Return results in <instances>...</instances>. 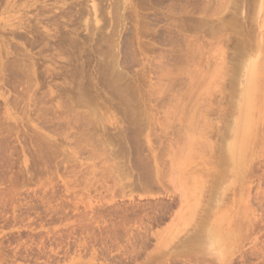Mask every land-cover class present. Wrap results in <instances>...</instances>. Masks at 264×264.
I'll use <instances>...</instances> for the list:
<instances>
[{
	"label": "rangeland",
	"instance_id": "1",
	"mask_svg": "<svg viewBox=\"0 0 264 264\" xmlns=\"http://www.w3.org/2000/svg\"><path fill=\"white\" fill-rule=\"evenodd\" d=\"M221 1L38 0L0 11V264H264V0ZM24 21L41 34L33 46L12 33ZM251 64L252 131L234 158ZM98 65L136 94L104 89Z\"/></svg>",
	"mask_w": 264,
	"mask_h": 264
},
{
	"label": "bare ground",
	"instance_id": "2",
	"mask_svg": "<svg viewBox=\"0 0 264 264\" xmlns=\"http://www.w3.org/2000/svg\"><path fill=\"white\" fill-rule=\"evenodd\" d=\"M37 1H38V0H27V1H23V0H6V2H5V4H4L3 7H1V5L3 4V2H2V4H1V2H0V11H1V13H3V12H6V13H12V12H13V13L16 14V13H18L19 11H20V12H23V13H26L27 10H28L30 7H32V5H34ZM183 1L185 2V0H183ZM222 1H223V0H222ZM222 1H221V2H222ZM227 1H228V0H227ZM247 1H248V0H247ZM191 2H192V1H191ZM197 2H198V1H197ZM199 2H200V1H199ZM240 2H241V1H240ZM208 3H209V2H208ZM208 3H207V4H208ZM228 3H229V2H228ZM234 3H235V2H234ZM196 4H197V3H196ZM204 4H205V2H204ZM222 4H223V2H222ZM219 5H220V4H219ZM231 5H232V4H231ZM176 6H177V5H176ZM181 6H182V5H181ZM214 6H215V5H214ZM216 6H218V5H216ZM226 6H227V5H226ZM234 6H235V5H234ZM172 7H173V6H172ZM199 7H201V6H199ZM202 7H203V6H202ZM218 7L220 8V6H218ZM232 7H233V6H232ZM44 8H45V7H44ZM183 8H184V7H183ZM226 8H227V7H226ZM235 8H236V7H235ZM202 9H203V8H202ZM49 10H50V9H49ZM200 10H201V9H200ZM217 10H218V9H217ZM229 10H230V9H229ZM231 10H232V9H231ZM47 11H48V10H47ZM219 11H220V10H219ZM29 12H30V11H29ZM29 12H28V13H29ZM38 12H39V11H38ZM48 12H50V11H48ZM205 12H206V11H205ZM213 12H214V11H213ZM197 13L199 14V12H197ZM209 13H210V12H209ZM230 13H231V12H230ZM232 13H233V12H232ZM235 13H236V12H235ZM235 13H234V14H235ZM240 13H241V12H240ZM37 14H38V13H37ZM37 14H36V15H37ZM217 14H218V13H217ZM16 15H17V14H16ZM232 15H233V14H232ZM235 15H236V14H235ZM23 16H24V15H23ZM23 16H21V17L23 18ZM25 16H26V14H25ZM37 16H38V15H37ZM204 16H205V15H204ZM225 16H226V15H225ZM229 16H231V14H230ZM247 16H248V15H247ZM251 16H252V15H251ZM18 17H19V16H18ZM210 17H212V16H210ZM27 18H28V17H27ZM48 18H50V17H48ZM184 18H185V17H184ZM212 18H213V17H212ZM214 18H215V17H214ZM221 18H222V17H221ZM226 18H227V17H226ZM229 18H230V17H229ZM259 18H260V17H259ZM259 18H258V19H259ZM23 19H24V18H23ZM29 19H30V18H29ZM50 19H51V18H50ZM224 19H225V18H224ZM238 19H239V18H238ZM37 20H38V19H37ZM168 20H169V19H168ZM178 20H179V19H178ZM178 20H177V21H178ZM196 20H197V19H196ZM248 20H249V19H248ZM188 21H189V20H188ZM237 21H238V20H237ZM24 22H25V21H24ZM40 22H41V21H40ZM180 22H181V21H180ZM251 22H252V20H251ZM218 23H219V22H218ZM230 23H231V22H230ZM211 24H212V23H211ZM238 24H239V23H238ZM246 24H247V23H246ZM30 25H31V24H30ZM199 25H201V24L198 23L197 26H196V24H195L194 27L199 28V27H200ZM209 25H210V24H209ZM220 25H221V24H220ZM220 25H219V26H220ZM248 25H249V24H248ZM13 26H14V25H13ZM34 26H35V25H34ZM174 26H175V25H174ZM177 26H178V25H177ZM223 26H224V25H223ZM232 26H233V25H232ZM250 26H251V25H250ZM14 27H16V29H13V30H12V33H13L14 35H16L17 37H19V38H23V39H24V38H27L28 40H29V38H32V36L34 37V38H32L33 41H32L31 43H30V41H29L30 46H33V45H35L36 43H38V41H39V36H38V35H40V37H41V34H40V33L38 34L36 30H34L31 26H29V23L27 24L26 22H25V23L18 22ZM172 27H173V26H172ZM190 27H191V26H190ZM210 27H211V26H210ZM214 27H216V26H214ZM200 28H201V27H200ZM211 28H212V27H211ZM220 29H221V28H220ZM253 29H254V28H253ZM172 30H173V29H172ZM192 30H193V29H192ZM192 30H191V31H192ZM202 30H203V29H202ZM208 30H209V29H208ZM250 30H251V29H250ZM203 31H204V30H203ZM217 31H218V30H217ZM217 31H216V32H217ZM232 31H233V30H232ZM34 32H36V33H34ZM171 32H172V31H171ZM188 32H189V31H188ZM248 32H249V31H248ZM250 32H251V31H250ZM33 33H34V34H38V35H33ZM41 33H42V32H41ZM172 33H173V32H172ZM213 33H214V32H213ZM244 33H245V32H244ZM257 33H258V32H257ZM45 34L47 35V31H45ZM237 34H238V33H237ZM241 34H242V33H241ZM246 34H247V33H246ZM246 34H245V35H246ZM254 34H255V33H254ZM27 35H31V37L28 38ZM55 35H57V33H55ZM55 35H52V37H57V36H55ZM193 35H194V34H193ZM213 35H214V34H213ZM43 36H44V35H43ZM187 36H188V35H187ZM191 36H192V35H191ZM203 36H204V35H203ZM249 36H250V35H249ZM64 37H65V36H64ZM64 37H63V34H61V35H59L58 38H60V40H62V38H64ZM183 38H184V37H183ZM189 38H190V37H189ZM197 38H198V37H197ZM256 38H257V37H256ZM36 39H38V40H36ZM190 39H191V38H190ZM63 40H64V39H63ZM188 40H189V39H188ZM198 40H199V39H198ZM198 40H197V41H198ZM201 40H202V39H201ZM201 40H200V41H201ZM214 40H215V39H214ZM25 41H26V40H25ZM189 41H190V40H189ZM195 41H196V40H195ZM206 41H207V40H206ZM210 41H211V40H210ZM226 41H227V40H226ZM263 41H264V40H263ZM34 42H36V43L34 44ZM59 42H60V41H59ZM214 42H215V41H214ZM214 42H213V43H214ZM238 42H239V41H238ZM198 43H200V42H198ZM205 43H206V42H205ZM205 43H204V44H205ZM25 44H26V43H25ZM185 44H186V42H185ZM196 44H197V43H196ZM196 44H195V46H196ZM209 44H210V43H209ZM224 44H225V43H224ZM205 45H206V44H205ZM216 45H217V44H216ZM218 45H219V44H218ZM187 46H188V43H187ZM239 46H240V45H239ZM198 47H199V46H198ZM215 47H217V46H215ZM230 47H231V46H230ZM232 47H233V46H232ZM194 48L196 49L197 47H194ZM217 48H218V47H217ZM221 48H224V47H221ZM237 48H238V47H237ZM256 48H257V47H256ZM260 48H261V47H260ZM197 49H198V48H197ZM197 49H196V50H197ZM214 49H216V48H214ZM251 49H252V48H251ZM253 49H254V48H253ZM253 49H252V50H253ZM21 50H22V48H21ZM188 50H189V49H188ZM222 50H223V49H222ZM244 50H245V49H244ZM216 51H217V50H216ZM260 51H261V50H260ZM21 52H22V51H21ZM240 53H241V52H240ZM194 54H195V53H194ZM221 54H222V53H221ZM246 54H247V53H246ZM246 54H245V55H246ZM192 55H193V54H192ZM241 55H242V56H241ZM245 55H244L243 53H242V54H239L238 58L240 57V59L242 60V58H243ZM249 55H250V54L248 53V56H249ZM201 56H202V55H201ZM225 56H226V55H225ZM246 56H247V55H246ZM246 56H245V57H246ZM199 57H200V56H199ZM221 57H222V56H221ZM227 57H228V56H227ZM245 57H244V58H245ZM187 58H189V57H187ZM191 58H192V57H191ZM201 58H202V57H201ZM228 58H229V57H228ZM236 58H237V57H236ZM245 59H246V58H245ZM101 60H102V61H99V62L103 63V60H105V59L102 58ZM107 60H108V59H107ZM114 60H116V59L114 58V59L111 60V61L113 62ZM190 60H191V59H190ZM197 60H198V59H196V61H197ZM235 60H236V59H235ZM111 61H110V62H104V64H105V63H106V64H107V63H112ZM114 62H116V61H114ZM114 62H113V63H114ZM185 62H186V60H185ZM230 62H231V61H230ZM240 62H241V61H240ZM187 63H189V62H186V64H187ZM236 63H237V62H236ZM191 64H192V63H191ZM193 64H194V63H193ZM224 64H225V63H224ZM115 65H116V64H115ZM115 65H114V64H112V65L110 64L109 66H107V68L110 67V66H112L113 68H112V67H111V68L114 69V66H115ZM198 65H199V66H198ZM198 65H196V66L201 67L200 64H198ZM239 65H240V63H239ZM239 65H238V66H239ZM77 66H78V65H77ZM77 66H76V67H77ZM189 66H190V64H189ZM191 66H192V65H191ZM95 67H97V69L99 70V65H98V66H95ZM100 67H101V66H100ZM104 67L106 68V66H104ZM186 67H187V66H186ZM219 67H223V66H219V65H218L217 68H218V69H221V68H219ZM79 68H80V67H79ZM102 68H103V67H102ZM111 68H110V70L108 69L109 71H107V76H106V71H105L106 69H105L104 71H100V70H102V69H100V70H99L100 72L97 71V73L100 74V78H98V80H101L102 82H104V80H103L104 78H103V77H106V79H107L108 77L110 78L111 76H108V75L111 74V72H112V71H111V70H112ZM188 68H189V67H188ZM194 68L196 69V67H194ZM230 68H232V67H230ZM186 69H187V68H186ZM186 69H185V70H186ZM189 69H191V68H189ZM199 69H200V68H199ZM218 69H217V70H218ZM222 69H223V68H222ZM255 69H256V68H255V65H254V64H251V65L248 67L247 73H246V75H245L246 77H245V86H244V92H243L244 94H243V97H242L243 100H242V102H241L242 104H241L240 107H239L240 113H239V117H238V119H237V121H236V123H235L234 134H233V135H234V136H233V143H232V145H231V150H230V152H231V154L233 155L234 158L239 157V154H240V148H241L242 144L244 143L245 136L247 135L248 132L251 133V131H252V130H251L252 125H251V121H250V118H249V117L251 116V115H250V112H251V110H252V104H253V93H254L255 88L258 87V82H257V76H256V70H255ZM187 70H188V69H187ZM191 70H193V69H191ZM224 70H225V66H224ZM231 70H232V69H231ZM239 70H240V69H239ZM113 71H115V72H112V73L114 74V78H116L115 80H120L119 78H121V76H122V78H123V75H121V76H116V75H117V72H116L115 69H114ZM117 71H118V70H117ZM193 71H195V70H193ZM196 71H198V69H196ZM196 71H195V72H196ZM215 71H216V70H215ZM219 71H221V70H219ZM219 71H218V72H219ZM226 71H227V70H226ZM74 72H75V71H74ZM109 72H110V73H109ZM199 72L201 73V71H198L197 75L200 74ZM223 72H225V71H222L220 75H219V73L217 74V71L215 72V73L218 75L217 79H218L221 75H222L221 77H225L224 74H223ZM75 73H76V72H75ZM115 73H116V74H115ZM120 73L122 74V72H120ZM185 73H186V72H185ZM53 74H54V73H53ZM55 74H56V73H55ZM71 74L73 75L74 73H71ZM190 74H191V73H190ZM190 74L187 73L186 77H187L188 75H190ZM213 74H214V73H213ZM213 74H212V75H213ZM102 75H105V76L102 77ZM111 75H112V74H111ZM118 75H119V74H118ZM193 75H194V74H193ZM56 76H57V75H56ZM56 76H53V77L56 78ZM58 76H59V74H58ZM87 76H88V75H87ZM51 77H52V75H51ZM53 77H52V78H53ZM74 77H75V75H73V78H72L73 81L75 80ZM76 77H77V75H76ZM76 77H75V78H76ZM118 77H119V78H118ZM190 77L192 78L193 76H190ZM198 77H199V76H198ZM198 77L196 78L197 80H199ZM214 77H215V76H214ZM59 78H60V77H59ZM66 78H68V77H66ZM70 78H71V77H70ZM87 78H88V77H87ZM122 78H121V79H122ZM193 78H194V77H193ZM199 78H200V77H199ZM63 79H65V78H63ZM85 79H86V78H85ZM106 79H105V82H106ZM112 79H113V75H112V78H110L109 80H107V82L109 81L110 83H107V82L105 83V82H104V85H103V86H105L104 89H106V88L109 87V86H110V88L114 87V91H113V89L111 90L110 88H108V89L111 90L113 93H114V92L116 93L115 89H117L119 92H120V90H121V93H120V94H119V92H117V94L115 95L116 97H121V96H123L122 94H124L123 97H125V99H128V101H129V95H128V94L132 93L133 90H134V92H133L132 94H136V93H135V92H136L135 89H133L134 86H133L131 83H128V84L125 83V85H127V89H128V85H129V84L133 86V87L131 86L132 89L129 87V88H130V89H129L130 92L128 93L127 90H126V88H124V89L126 90V92L122 93V92H123L122 89H123V87H125V86H123L124 83L121 82V83H122V89H119V88H118L119 86L116 87V85H118V84L120 85L121 83H117L118 81L114 83V81H113ZM187 79H188V77H187ZM194 79H195V78H194ZM196 79L193 80L194 82H193L192 84H195ZM219 79H220V78H219ZM66 80H67V79H66ZM68 80H69V79H68ZM87 80H88V79H87ZM188 80H189V81H188L189 83L192 82V81H191L192 79H188ZM220 80H222V79H220ZM75 81H76V80H75ZM101 81H100V82H101ZM111 81H113V83H114L113 85H111V84H112ZM190 81H191V82H190ZM102 82H101V83H102ZM127 82H128V81H127ZM196 82H197V83H196L197 85L200 83V82L198 83V81H196ZM71 83H72V82H71ZM86 83H87V82H86ZM86 83H85V84H86ZM89 83H90V82H89ZM89 83H88V84H89ZM116 83H117V84H116ZM73 84H74V83H73ZM83 84H84V83H83ZM98 84H100V83L98 82ZM105 84H107V85H105ZM108 84H109V86H108ZM133 84H134V83H133ZM192 84H190V86H189V84H188V89H190V90L187 89V90H188V93H187V94H189V96H184V97H187V98L189 97V98H190V101H189V98H188V101H189V102L192 101V100H191V99H193L192 96H194V94H192V91L194 90V88H193L194 85H192ZM69 85H71V84H69ZM69 85H68V87H69ZM130 85H129V86H130ZM134 85H135V84H134ZM191 85H192V87H191ZM65 86H67V84H65ZM101 86H102V84H101ZM103 86H102V87H103ZM111 86H112V87H111ZM68 87H66V88H67L66 91L68 90L67 93H68V95H69V93H70L71 91L69 92L70 89H69ZM76 87H77V86H76ZM189 87H191V88H189ZM60 88H61V87H60ZM71 88H72V87H71ZM73 88H74V87H73ZM120 88H121V85H120ZM134 88H135V87H134ZM229 88H230V87H229ZM75 89H76V88H75ZM77 89H78V88H77ZM124 89H123V90H124ZM125 90H124V91H125ZM129 90H128V91H129ZM136 90H137V89H136ZM187 90H186V92H187ZM59 91H60V90H59ZM61 91H62V89H61ZM61 91H60V92H61ZM64 91H65V90H63L62 92H64ZM83 91H85V90H83ZM105 91H106V90H105ZM189 91H190L191 93H190ZM74 92L77 93L76 91H74ZM79 92H82V91L79 90ZM79 92H78V94H79ZM102 92H103V91H102ZM106 92H107V91H106ZM112 92H110V93H112ZM198 92H199V91H198ZM67 93H66V94H65V93H62V94H65V97H67ZM72 93H73V90H72ZM108 93H109V92H108ZM110 93H109V94H110ZM125 93H128V94H126L127 96L125 95ZM238 93H239V92H238ZM80 94H81V96H84V99H85V96L88 97V95H89V93H87L86 91H85L83 94H82V93H80ZM84 94H87V95H84ZM100 94H101V90H100ZM100 94H99V95H100ZM109 94H108V95H109ZM191 94H192V95H191ZM99 95H98V96H99ZM113 95H114V94H113ZM117 95H118V96H117ZM119 95H121V96H119ZM142 95H143V94H142ZM57 96H58V95H57ZM62 96H63V95H62ZM69 96H70V95H69ZM77 96H79V95H77ZM111 96H112V95H111ZM115 96H114V99L116 98ZM132 96L135 97V95H132ZM137 96H138V95H137ZM137 96H136V97H137ZM196 96H197V95H196ZM59 97H61V96L59 95ZM59 97H58V98H59ZM63 97H64V96H63ZM74 97H75V96H74ZM89 97L91 98V102L94 101V99L92 98V95H91V94L89 95ZM126 97H128V98H126ZM197 97H198V99H199V96H197ZM61 98H62V97H61ZM72 98H73V96L70 98L71 101H69V102H70V103H73V102H74L75 104L73 103V105L76 106L77 103H76L75 101H72V100H73ZM76 98H78V97H76ZM79 98H82V102L84 103L83 97H79ZM103 98H104V96H103ZM107 98H108V96H107ZM121 98H122V97H121ZM121 98H117L116 101H118V99L121 101V100H122ZM51 99H53V98H51ZM65 99H67V98H65ZM68 99H69V98H68ZM86 99H87L86 102H88V104H85L84 106L87 105V107H89V104H90L89 101H88L89 98H86ZM137 99H138V98H137ZM76 100H78V99H76ZM89 100H90V99H89ZM108 100H109V99H108ZM143 100H144V99H143ZM63 101H64V104H66V103H65V100H63ZM66 101H67V100H66ZM109 101H110V100H109ZM112 101H113V100H112ZM120 101H118L117 103H120V104H121V103L123 102V101H122V102H120ZM128 101H125V103L128 104V103H129ZM79 102L81 103V100H80V99H79L78 103H79ZM86 102H85V103H86ZM127 102H128V103H127ZM70 103H69V104H70ZM93 103H94V102H93ZM69 104H68V105H69ZM94 104H95V103H94ZM96 104H97V103H96ZM98 104H99V103H98ZM113 104H114V103H113ZM126 104H125V105H126ZM68 105H67V106H68ZM73 105H72V106H73ZM80 105H81V104H80ZM118 105H119V104H118ZM123 105H124V102H123ZM84 106H81V107H84ZM91 106H92V104H90V107H91ZM93 106H94V105H93ZM138 106H140V104H139ZM70 107H71V105H70ZM73 107H74V106H73ZM73 107H72V108H73ZM76 107H78V106H76ZM87 107H86V108H87ZM116 107H117V106H116ZM118 107H119V106H118ZM125 107H126V106H125ZM135 107H137V106H135ZM141 107H142V106H141ZM67 108H68V107H67ZM101 108H103V107H101ZM68 109H70V108H68ZM88 109H90V108H88ZM93 109H94V108H93ZM86 110H87V109H86ZM119 110H120V109H119ZM129 110H130V109H129ZM134 110H135V109H134ZM134 110H133V112H135L137 109H136L135 111H134ZM138 110H139V109H138ZM140 110H141V109H140ZM192 110H193V109H192ZM209 110H210V109H209ZM209 110H207V111H209ZM71 111H72V109H70V112H71ZM76 111H77V110H76ZM76 111H75V109H73V112H75V114H76ZM88 111H89V110H88ZM90 111H96V112H94V113H97V109H96V110H92V109H91ZM131 111H132V110H131ZM143 111H144V110H143ZM210 111H211V110H210ZM73 112H72V114H73ZM137 112H138V111H137ZM88 113H89V114L92 113V115H93L92 118L94 117V119H95V120H93V119L91 118V119H92V123H93V121H98V122H97L98 125H99L100 123H102L101 121H99V119L96 120V118H95V115H96V114L94 115L93 112H88ZM207 113H208V112H207ZM226 113H227V112H226ZM85 114H87V113H85ZM89 114H88V115H89ZM128 114H129V113H128ZM77 115H80V113H78ZM97 115H98V114H97ZM124 115H125V114H124ZM73 116H74V115H73ZM83 116H85V115H83ZM90 116H91V115H89V118H90ZM68 117H69V116H68ZM80 117H81V115H80ZM85 117H87V116H85ZM98 117H99V116H98ZM130 117H132V116H130ZM134 117H135V116H134ZM74 118H75V117H74ZM74 118H73V120H74ZM82 118H83V117H82ZM82 118H79V119H81V120L83 121L84 118H83V119H82ZM89 118H87V120H89ZM71 119H72V118H71ZM91 119H90V120H91ZM125 119H126V118H125ZM87 120H84V121H87ZM100 120H101V118H100ZM133 120H134V118H133ZM69 121H70V119H69ZM71 122H72V121H71ZM71 122H70V123H71ZM75 122H76V121H75ZM79 122H81V121L79 120ZM82 123H83V122H82ZM84 123H85V122H84ZM97 123H94V125L91 124V127H93V126L96 127L95 124L97 125ZM68 124H69V123H68ZM75 124H77V123H75ZM85 124H87V123H85ZM89 124H90V122H88V126H89ZM102 124H103V123H102ZM61 125H62V124H61ZM66 125H67V123H66ZM69 125H70V124H69ZM62 126H63V125H62ZM76 126H79V125H76ZM88 126H87V127H88ZM193 126H194V125H193ZM63 127H65V126H63ZM91 127H90V128H91ZM94 127H93V129L91 128L93 131L95 130ZM88 128H89V127H88ZM98 128H99V127H98ZM98 128H97V130H98ZM103 128H104V127H103ZM59 129H60V128H59ZM91 129H90V131H91ZM61 130H62V129H61ZM97 130H96V131H97ZM102 130H103V129H102ZM63 131H64V130H62V132H63ZM87 131H88V130H87ZM90 131H89V132H90ZM89 132H87V133L89 134ZM91 132H92V131H91ZM80 133H81V132H80ZM87 133H86V132L84 133V131H83L82 134L87 135ZM93 133H95V132H93ZM93 133H92V134H93ZM96 133H97V132H96ZM96 133H95V135H96ZM60 134H61V133H60ZM73 134H74V133H73ZM78 134H79V133H78ZM97 135H98V134H97ZM97 135H96V138H97ZM98 136H99V135H98ZM37 137H38V136H37ZM37 137H36V138H37ZM65 137H66V136H65ZM93 137H95V136H93ZM252 137H253V136H252ZM40 138H41V136L39 137V139H40ZM43 138H44V137H43ZM96 138H95V140H97ZM204 138H205V137H204ZM63 139H64V138H63ZM36 140H37V139H36ZM44 140H45V139H43V141H44ZM102 140H103V139H102ZM104 140H105V139H104ZM193 140H194V139H193ZM202 141H203V140H202ZM204 141H205V140H204ZM40 142H42V140H41ZM61 142H62V141H61ZM61 142H60V143H61ZM87 142H88V141H87ZM100 142H101V141H100ZM102 142H103V141H102ZM104 142H106V144L108 145L107 140H105ZM200 142H201V141H200ZM245 142H246V141H245ZM249 142H250V141H249ZM42 143H44V142H42ZM42 143H41V144H42ZM110 143H111V142H110ZM189 143H190V142H188V144H189ZM47 144H48V143H47ZM49 144H50V143H49ZM93 144H94V143H93ZM100 144H101V143H100ZM221 144H222V143H221ZM109 145H110V144H109ZM109 145H108V146H109ZM189 145H190V144H189ZM189 145H188V146H189ZM194 145H195V144H194ZM196 145H198V144H196ZM200 145H201V144H200ZM200 145H199V146H200ZM41 146H42V145H41ZM45 146H46V140H45ZM48 146H49V147H48ZM48 146H47L48 148H51L50 145H48ZM97 146H98V145H97ZM192 146H193V144H192ZM201 146H202V145H201ZM203 146H204V148H208V147H209V146L207 145V143H206V145L203 144ZM203 146H202V147H203ZM207 146H208V147H207ZM210 146L212 147V145H210ZM47 147H45V148H47ZM54 147H55V146H54ZM54 147H53V149H54ZM100 147H102V146H100ZM189 147H190V146H189ZM56 148H57V147H55V150H56ZM103 148H104V146H103ZM201 149H202V148H201ZM208 149H209V148H208ZM41 150H42V149H41ZM49 150H50V149H49ZM49 150H48L47 152H49ZM55 150H54V151H55ZM192 150H193V149H192ZM194 150H195V149H194ZM205 150H206V149H205ZM39 151H40V149H39ZM42 151L44 152V150H42ZM42 151H41L40 153H43ZM45 151H46V150H45ZM56 151H58V148H57ZM58 152H59V151H58ZM196 152H197V151H196ZM52 153L54 154L55 152H52ZM201 153H203V152H201ZM44 154H46V153H44ZM48 155H49V154H48ZM54 155H55V154H54ZM186 155H187V154H186ZM46 156H47V155H46ZM54 157H55V156H54ZM240 157H241V156H240ZM239 159H240V158H239ZM245 159H246V158H245ZM174 160H175V158H174ZM173 163H174V161H173ZM156 171H157V170H156ZM156 173H157V172H156ZM173 174H174V173H173ZM194 174H195V173H194ZM207 174H208V173H207ZM244 175H245V174H244ZM219 177H220V176H219ZM193 178H194V177H193ZM196 178H197V177H196ZM206 178H207V177H206ZM206 180H207V179H206ZM193 183H194V182H193ZM194 184H195V183H194ZM202 184H203V183H202ZM204 184H205V183H204ZM178 185H179V184H178ZM190 186H191V185H190ZM201 186H202V185H201ZM196 187H197V186H196ZM206 187H207V186H206ZM186 188H188V187H186ZM191 188H193V187H191ZM190 190H191V189H190ZM193 190H194V189H193ZM198 193H199V192H198ZM200 195H201V194H200ZM189 196H190V195H189ZM198 196H199V194H198ZM204 197H205V196H204ZM194 201H195V200H194ZM196 202H197V201H196ZM191 205H192V204H191ZM248 210H249V209H248ZM238 212H239V211H238ZM248 212H249V211H248ZM193 213H194V212H193ZM186 215H187V214H186ZM192 215H193V214H192ZM241 223H242V222H241ZM208 224H209V223H208ZM196 233H197V232H196ZM196 233H195V234H196ZM198 235H199V233H198ZM178 247H179V246H178ZM179 248H180V247H179Z\"/></svg>",
	"mask_w": 264,
	"mask_h": 264
}]
</instances>
